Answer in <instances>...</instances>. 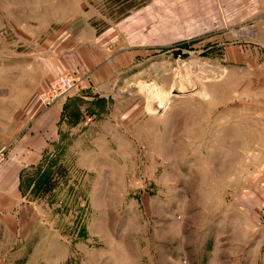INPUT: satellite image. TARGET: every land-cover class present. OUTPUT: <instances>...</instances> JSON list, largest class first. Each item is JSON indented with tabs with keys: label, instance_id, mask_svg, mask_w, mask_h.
Returning a JSON list of instances; mask_svg holds the SVG:
<instances>
[{
	"label": "rangeland",
	"instance_id": "obj_1",
	"mask_svg": "<svg viewBox=\"0 0 264 264\" xmlns=\"http://www.w3.org/2000/svg\"><path fill=\"white\" fill-rule=\"evenodd\" d=\"M148 1L0 0V93L53 53L101 57L37 94L64 102L58 139L0 262L264 264V66L211 33L128 46L168 28Z\"/></svg>",
	"mask_w": 264,
	"mask_h": 264
},
{
	"label": "crops",
	"instance_id": "obj_2",
	"mask_svg": "<svg viewBox=\"0 0 264 264\" xmlns=\"http://www.w3.org/2000/svg\"><path fill=\"white\" fill-rule=\"evenodd\" d=\"M145 5L147 23L150 19L155 23L163 21L168 30L160 36L137 33L129 37L128 46L141 48L144 41L149 45L158 39L167 43L176 33L185 37L211 33L220 44L227 43L229 50L243 48L244 60L254 69L257 63L264 66V0H149ZM136 26L139 28V23ZM92 40L93 37L88 42ZM87 50L89 47L81 48L78 55L68 56L53 53L39 64L41 67L31 61L24 69L28 74L21 79L22 86H17L20 83L13 78L0 93V147L6 145L0 163V231L10 235L17 232L27 206L24 178L44 159L49 144L58 139L64 102L44 107L37 94L56 73L75 68L83 71L100 62L101 57L94 58ZM3 252L0 251V258Z\"/></svg>",
	"mask_w": 264,
	"mask_h": 264
},
{
	"label": "bare ground",
	"instance_id": "obj_3",
	"mask_svg": "<svg viewBox=\"0 0 264 264\" xmlns=\"http://www.w3.org/2000/svg\"><path fill=\"white\" fill-rule=\"evenodd\" d=\"M193 81H194V80H193ZM185 85H186V83H185ZM185 85H184V86H185ZM188 85H189V84H188ZM188 85H187V86H188ZM180 87L182 88L183 86H182V85H180Z\"/></svg>",
	"mask_w": 264,
	"mask_h": 264
},
{
	"label": "built area",
	"instance_id": "obj_4",
	"mask_svg": "<svg viewBox=\"0 0 264 264\" xmlns=\"http://www.w3.org/2000/svg\"><path fill=\"white\" fill-rule=\"evenodd\" d=\"M69 85H71V83L69 82Z\"/></svg>",
	"mask_w": 264,
	"mask_h": 264
}]
</instances>
